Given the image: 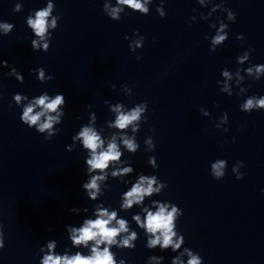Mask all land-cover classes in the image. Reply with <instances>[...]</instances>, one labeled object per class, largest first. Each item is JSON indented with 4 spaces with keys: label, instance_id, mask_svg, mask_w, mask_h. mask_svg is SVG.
Listing matches in <instances>:
<instances>
[{
    "label": "clouds",
    "instance_id": "9594fccd",
    "mask_svg": "<svg viewBox=\"0 0 264 264\" xmlns=\"http://www.w3.org/2000/svg\"><path fill=\"white\" fill-rule=\"evenodd\" d=\"M153 2L154 0H115V5H113L112 0H104L103 11L114 21L121 20L125 9L147 16L151 12L150 5ZM225 2L226 0H220L219 3L214 0H196V3L202 8H208L211 5L207 15L200 14L202 20H209L217 11L226 13L227 23L224 19H218L217 23L209 24V28L216 30L215 34L204 36V39L210 40L209 51L211 52H215L218 47L226 43L229 39V24L236 21V13L230 8L224 7ZM165 3L166 0H159L156 7V12L161 19L167 16L164 8ZM55 7L54 0H47L45 7L34 10L27 16L26 25L34 34V39L31 40L33 51L45 53L49 51L52 33L59 27L60 20L58 15H53ZM22 10V3H16L13 11L21 12ZM191 19L195 22L196 17L193 16ZM14 27L15 25L12 23L0 21V36L9 35ZM133 35L136 39H131L127 35L124 38L130 41L129 50L135 53L137 49L144 46L145 37L139 34L138 29ZM236 39L243 41L245 37L241 33L236 36ZM254 51V48H248L236 57V63L241 66L248 63L247 68L238 67L234 72L228 68L222 69V79L216 82L222 93L232 96L234 83L239 89L235 95H244L248 91L246 87L241 86L245 77L253 81H259L261 77H264V64L251 63V53ZM136 59L140 60L142 57L137 56ZM3 68L10 69L4 75L15 77L20 84L24 83V76L21 72L16 67L9 65L6 60L0 59V69ZM31 71L42 84L54 79V76L47 74L43 67ZM111 87L115 90L116 85L113 84ZM121 90L126 96L132 95V89L126 84L121 85ZM12 99L15 105L22 109L20 121L28 128L35 129L37 133L43 135L46 142L59 134L61 129L57 125L62 124L67 106V100L62 93L49 95L48 92H43L29 98L27 95L17 92ZM105 104L114 116V119L105 122L106 128L115 131H109V134L105 136L104 127H97L96 113L89 111L88 122L81 125L78 132L71 137L72 143L66 145V151L72 152L79 143L82 151L86 153L85 172L88 179L82 183L81 188L88 200L99 201L100 197L110 188L108 184L110 178L130 186L121 194L119 210L113 209L110 205L106 206L103 202L95 203L91 216H86L79 226L66 225L71 249H78L77 251L72 252L70 248H65L63 253L57 252V240H48L39 247V253L42 254L39 264H126L124 258L117 259V253L112 249L132 251L136 248L139 233L131 227L128 219L120 216L121 211L128 212L134 207H139L140 212L134 213L131 221L144 232L145 247L148 250L159 248L161 252L171 250V252L177 253L172 257L170 264H204L203 257L198 252L183 247L185 238L177 227V222L184 214L183 210L170 201L151 200L150 204H145L146 199L160 195L167 188V183L161 181L155 174L137 173L134 181L125 179L135 173V168L130 159H124V154L126 151L130 155H135L140 150L137 133L141 130L142 124L147 122L148 102L141 101L131 108L122 102L112 104L106 100ZM11 106L9 104V107ZM91 107L90 104L87 105L89 110ZM239 108L244 113L264 110V96H248L239 105ZM200 112L204 116L211 115L203 108L200 109ZM228 123V113L223 112L214 127L227 132ZM129 130L131 134H129ZM149 130L153 133L156 131L155 127ZM233 142H235V138H233ZM144 146L146 152H154L156 150L154 136L146 137ZM147 164L153 170L159 168L154 155L148 157ZM242 167H244L243 161H237L232 167V172L237 180L244 178L245 174L240 171ZM227 168V160L216 159L210 164V175L214 180H223ZM70 211L78 215L81 212L89 213V208L73 207ZM4 248V225L0 222V252ZM79 249H86L87 253ZM185 257H187L186 260ZM163 261V256L150 255L146 264H163Z\"/></svg>",
    "mask_w": 264,
    "mask_h": 264
}]
</instances>
